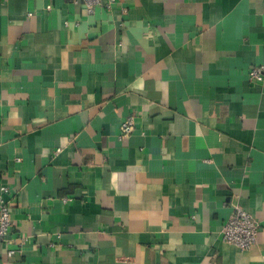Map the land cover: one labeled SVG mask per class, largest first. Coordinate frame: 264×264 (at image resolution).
I'll return each mask as SVG.
<instances>
[{
    "label": "crops",
    "instance_id": "obj_1",
    "mask_svg": "<svg viewBox=\"0 0 264 264\" xmlns=\"http://www.w3.org/2000/svg\"><path fill=\"white\" fill-rule=\"evenodd\" d=\"M260 65L264 0H0V264H264Z\"/></svg>",
    "mask_w": 264,
    "mask_h": 264
},
{
    "label": "built area",
    "instance_id": "obj_2",
    "mask_svg": "<svg viewBox=\"0 0 264 264\" xmlns=\"http://www.w3.org/2000/svg\"><path fill=\"white\" fill-rule=\"evenodd\" d=\"M80 2L87 13L91 14L96 7H103L110 9L117 0H72ZM29 16L31 14H28ZM246 77L250 81L263 82L264 80V66H253L247 71ZM135 116L130 114L120 124V139L127 138L134 130ZM7 193L6 187L0 188V243L8 241L7 236L12 228V221L9 214V207L3 199V195ZM67 201L66 198L63 200ZM260 224L245 210L239 206H235L233 211L226 219L220 230V237L222 242L228 245L235 246L241 251L250 249L257 240L260 232ZM14 250L7 252V257L14 255Z\"/></svg>",
    "mask_w": 264,
    "mask_h": 264
}]
</instances>
